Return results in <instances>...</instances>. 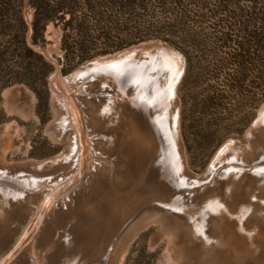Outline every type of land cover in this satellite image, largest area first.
I'll return each mask as SVG.
<instances>
[{
  "label": "rangeland",
  "instance_id": "obj_1",
  "mask_svg": "<svg viewBox=\"0 0 264 264\" xmlns=\"http://www.w3.org/2000/svg\"><path fill=\"white\" fill-rule=\"evenodd\" d=\"M58 2H62L66 12H57L56 5ZM37 4L52 8L55 11L52 19H49L47 23L44 20L40 21L38 26ZM149 41L167 43L168 46L175 48L183 58V75H181L180 82L176 87V94L179 98V133L183 145L186 169L190 173L198 175V181H189L188 178L185 179L186 175L182 174H180L182 178H177L179 173L176 172H180V170L176 167V164L179 162L173 158V164L170 162V166H173L168 165V170L174 178L166 177V179L162 175L160 181L157 177L156 164L152 163L148 167L146 177L137 176L132 183H128L129 172L128 174L126 171L122 172L124 167L129 168L128 166L117 165L118 162L113 157L107 159L98 156L99 159L97 156H90L87 168L89 165L92 167L95 164L94 162L109 164L113 158L112 162L115 164L110 166L114 168L117 177L114 176V179L112 178L110 181L107 177V181H104L100 190H92L91 186L86 188V184L83 187L82 184L85 180L88 185V179L86 178L89 169L85 174H82L79 170V159L86 147L83 146L84 149L81 152L82 146L78 149V143L75 140L71 143L69 141V144L64 146L60 142H56L48 132L49 127H56L59 130L63 128L60 124L67 123L70 125L67 120H60V122L65 123L57 124L59 121L55 117L56 114H59V111L56 108L58 106L55 103V99H57L55 93L60 101L65 100V96L73 100L77 91L71 89L70 79L77 70L81 69L80 67L90 64L96 58L108 57V55ZM149 60L155 62L159 60L155 69L162 72L163 77L165 74H167V78L170 77L168 67L165 66L168 63L166 64L164 59L150 57ZM174 66L177 67L176 64ZM162 68L166 72H163ZM85 70H88V75H85ZM84 72L82 71L79 74L78 79L72 80V83L77 84L78 82L79 84L82 82L79 87L89 89L86 90L92 94H88V96H92L98 102L93 101V104L90 101L93 106L105 101L106 105L101 106H107L111 114H116L113 118L127 130V120L118 118L117 114H128L120 110L121 97L126 93V86L129 87L128 79L125 76H117L116 74L113 76L104 74L102 75L103 78L106 76L108 78L109 75L110 79H100L97 78L98 70L92 67L84 69ZM89 73L93 77L89 76ZM66 79L68 80L65 81ZM66 87L69 89L67 90ZM80 94L85 95L86 93L80 92ZM79 97V100L76 98L78 101L75 104L78 102L82 104L86 100L82 96ZM79 103L76 106L77 109L79 108L78 113H83L80 114L79 118L82 119L81 124L83 123L82 132L86 134L91 129L88 121L90 120V114H88L86 108L84 109L85 104L83 103L81 106ZM59 105L63 107V105ZM263 109L264 0H0V145L6 138L13 140V148L7 152L6 162L18 164L30 161L44 164L45 161L54 159L61 153L66 154V148H69L70 152L66 155L71 158L70 161L76 163L67 162L65 166L69 165V168L71 166V169L73 168L76 173L71 172L72 178L67 183L69 185L77 183L78 187L82 185L81 188H84L82 192H77L80 197L83 195L82 198L79 197V202L71 200V196L68 197V193L72 192L73 189L61 192L54 200L56 203L59 202L61 197H67L64 202L65 207L62 208L63 211L62 209L60 211V216L49 218V223L39 224V227H37L33 214L42 213L45 211L43 208H46V210L50 208L44 205L45 197H43L50 192V185L39 186L37 187L38 191L35 188V190L30 189L31 191L26 189L30 191L28 192L29 195L18 196L19 199L16 197L17 201L22 200L24 203H16L12 208L15 212L10 211L14 216L12 215L7 220L8 222L3 221V225H0V238H2L0 239V251L7 250L3 253L0 252V264L28 263L27 256L24 253L32 248L30 243L33 239L25 242L26 239L24 238L19 243L20 235L18 236V234L22 232V229L29 231L24 233L26 237L27 234L31 237L32 235L33 237H42L39 240H42L44 251L38 264H44L45 262L47 264H264V241L262 243L261 241H255L254 238L253 240V232L251 231L239 232L241 240L246 242L239 245L240 253L235 247L239 243L240 237H238L233 238L231 241L234 244L229 246L228 255L224 256L227 258L226 260L223 257H220L221 261L213 258L214 247L211 246L215 241L211 242L210 240L214 237L211 232L213 231V223L217 221L214 219L216 212L214 211L215 208L205 206L208 201L223 197L224 200L221 203L226 205V199L233 197L230 206L234 214L241 213L245 216L250 209L261 208L258 205L259 192L256 189V182L261 181L260 177L243 174L241 170L245 163L246 165L260 167L264 162L260 164L259 157L255 160V164L250 163L248 159L251 157V153L245 151L242 155L243 151L241 149L242 147H249L254 150L257 139L258 141L260 139L264 140V132L261 133V130H264ZM92 111L93 116H98L102 108H97L95 113V110ZM259 117H261V121ZM79 118L78 120H80ZM86 119L87 121H85ZM254 124L256 125L254 126ZM58 130L56 132H59ZM256 131H258V134ZM87 140L90 142L91 138L87 137ZM233 142L235 143L232 144ZM229 143H231V146L227 147ZM91 145L93 144L91 143ZM91 145L89 144L88 148ZM91 147V149L95 148L94 145ZM71 148L74 150L72 151L73 155H71ZM222 150L225 151L224 154ZM93 151L95 152V149ZM255 151H259L258 147L255 148ZM75 152L77 153L76 157H74ZM230 152H233V154ZM227 154H231L232 156H229L232 158ZM122 160H124V157H122ZM152 165L154 166L152 167ZM61 166L58 165L56 170L63 168ZM152 168L156 169L153 170ZM94 169L96 172H92V179H89V183L98 185L100 170L99 167H94ZM39 170L37 171L39 182H43L47 178L46 182L51 184L54 181L56 182L60 176L54 172L53 174L50 172L47 174ZM41 174L43 175L41 176ZM44 177L46 178L44 179ZM88 177H90V174ZM202 177L203 179H201ZM216 180L221 181L217 183ZM151 182H154L153 185L149 184ZM161 182H164L165 185ZM113 185L116 186L113 187ZM127 185L130 188H125ZM160 185L164 186L163 191L160 190L159 192ZM228 190L232 192V196ZM112 191H116L115 194L117 193V198L119 197L117 200H121L120 202L123 203L121 208L117 207V212L115 211L116 208L113 211L112 205L108 201ZM34 192L36 193L34 194ZM86 192L89 196H86ZM36 197L37 201L41 200V206L43 204L39 211L38 206L35 204L37 203ZM31 198L33 199L31 200ZM94 198H96L97 203L91 202V199ZM86 199L89 202L84 203ZM87 203L86 206L82 205ZM101 204L104 205L101 207ZM87 206L90 208V212H92L91 210L97 212L100 206L98 211L101 210V213H105L99 216L102 217V220H100L101 222L98 221L97 225L96 221L94 222L95 219L89 218L88 220L86 217L89 212L85 210ZM68 207H71L70 211ZM23 209L25 212H23ZM21 210L24 214L21 213ZM160 210L166 214L153 217L154 213L151 212ZM68 211L74 213L71 214ZM84 212L86 215H84ZM111 212L114 215H111ZM26 213L32 216L29 217V214L26 215ZM80 214L84 217H79ZM103 215H106L105 219H103ZM73 217L76 221L72 219ZM55 218L58 219L59 226L55 223ZM25 220L28 222L27 224ZM78 220L79 223H77ZM71 222L72 224H70ZM198 222H204L201 224L202 227L197 228L195 226ZM239 222L240 220L236 221L237 224ZM18 223H22L20 224L21 230L15 234L14 230L18 229ZM93 223L94 226H92ZM139 223H143V226ZM80 224H83V226ZM246 224L248 223H244V225ZM50 225H52V228ZM73 225L76 226H74L76 230L72 227ZM53 226H56L57 229ZM61 226L63 228H60ZM88 227H95L94 229H97L98 234L102 230L100 238L98 237L100 244L98 243L99 251L97 252L93 249L94 245L90 244L91 238L87 236L90 229ZM234 227H237V225ZM59 228L62 232H58ZM202 229L205 231H202ZM48 232L50 233L48 234ZM41 233L45 235L43 236ZM55 233H58V235ZM73 234H77L79 239L70 240L73 238ZM239 234L237 230L236 235ZM127 235L130 236V239L126 238ZM56 239L60 240L61 243ZM9 241L17 242V246L15 244L14 246L9 245ZM123 244L128 246H123ZM72 245L76 248L75 251H70V254H68V251L66 253L63 251V249L67 250V247L70 246L73 249ZM50 248L57 252L52 250V253L49 251ZM58 251L60 252L58 253ZM81 251H85V253ZM119 251L120 254L118 258H115V262L113 257ZM60 253L62 254L61 258ZM1 254L3 257H1ZM251 254L254 257L248 256ZM56 258L57 260H55Z\"/></svg>",
  "mask_w": 264,
  "mask_h": 264
},
{
  "label": "bare ground",
  "instance_id": "obj_2",
  "mask_svg": "<svg viewBox=\"0 0 264 264\" xmlns=\"http://www.w3.org/2000/svg\"><path fill=\"white\" fill-rule=\"evenodd\" d=\"M157 43H160L161 42H157ZM156 43H150L149 45H143V46H146L148 48V50H152L154 49V45ZM142 46V45H141ZM162 46V47H161ZM161 46L158 48V50L156 49V53L158 55L155 56L156 59H164L166 61V64L168 63V65H165L166 67H168V70H169V74H170V77L167 78V74L164 75L163 77V74L162 72L158 71L155 69V67L157 66L158 64V61L155 62V61H152L150 62V58L146 60H143V59H140V57H138L137 59H135L134 61H132L129 65H126L125 67H121L120 69H118L115 73L117 76L121 75V76H125L126 79H128V82H129V87L126 86V93L124 94V96L122 95L121 97V108L120 110L121 111H124L125 113L127 112L128 114H117L118 118L120 117L121 119H126L127 120V130L124 126L121 125V123H119L116 119H114V115L116 116V114H111L110 110L108 109L107 106L103 107L101 105H106L105 101L102 103H99V105H96V106H93L91 104L90 101H97L95 100L92 96H88L91 95L92 93L90 91H87L86 89L88 88H80L79 86L81 85V83L77 84L74 82L72 83V80L74 79H78V76L80 73H82V71L84 72V69L88 68V67H92V68H95L97 69V65H100V64H103L105 62H108L110 60L113 59V56H108V57H99L97 59H95L93 62H91L90 64L88 65H84V67L80 70H77L75 72V74H73L71 76V89L73 91H77L76 94L74 95V98L73 100H71L70 98H68L67 96H65V100H61L58 99V95L55 93V96L57 99H55V103H57V110L59 111V114H56V119L59 121L57 124L59 123H63V122H60V120L62 121H65L67 120L68 123L70 125H68L67 123L62 125L60 124L61 126H63V128H60L58 130V128H53V127H49L48 128V132L49 134L54 138V140H56V142H60L61 144H63L64 146L65 145H68L69 141L71 143V141L73 142V140H75L76 143H78V149H80V146H82V149H81V152L82 150L85 148V151L83 152L82 156L80 157V172L83 174H85V172L88 170L89 174H90V177L89 174L87 175V178L88 179V185L86 182V180L83 182V187H85V184H86V188H90L89 186H91L92 190H100L102 189V185L104 183V181H107V177H109V181L113 178L114 179V176L115 174H117L115 171H114V168L111 167L113 164L112 161H113V158L115 159L116 162H118L117 165H122V166H128L129 168H125L122 170V172H129V177H128V183H132V181L137 177V176H147V170H148V167L151 166L152 163H154L155 167H157V177L160 179L161 181V177L162 175H164V177H169V178H174L173 175L171 174V172L168 170L169 166H170V162H172V159H176L179 163L176 164V167L180 170V172H176V173H179V177L177 178H180V174L182 175H186L185 176V179H189L190 180H197L198 181V175L194 174V173H190V171H188V169H186V163H185V160H184V153H183V145H182V142H181V136H180V133H179V114H178V107H179V98L177 97V94H176V87H177V84L180 80V77L183 73V68H184V61H183V58L182 56L179 54V52L175 49H172L170 48V46H166L165 44H161ZM137 49H130L129 52L131 53L130 55H136V51ZM153 52V50H152ZM155 54V52L153 53V55ZM151 57V56H150ZM177 59H179L177 61ZM175 62H173V61ZM144 62H148L149 64L147 65H144ZM143 63V64H141ZM174 64H176V68L174 66ZM160 66V65H158ZM163 72H166V70L164 68H162ZM165 70V71H164ZM88 71V70H87ZM87 71L85 70L86 74L85 75H88L87 74ZM84 72V73H85ZM95 72V71H94ZM99 73V71L97 72ZM90 74V73H89ZM172 74V76H171ZM176 74V75H175ZM104 75V74H102ZM102 75H99L97 76V78H100L102 79L103 76ZM107 75V74H106ZM89 76H92V74H90ZM113 76V75H112ZM93 77V76H92ZM115 77V76H114ZM113 77V78H114ZM139 77V78H138ZM58 78V77H56ZM84 78V77H83ZM104 78H107L104 77ZM103 78V79H104ZM108 78L110 79V76L108 75ZM107 78V79H108ZM118 78V77H117ZM138 78V79H137ZM164 78V79H162ZM172 78H173V81H172ZM81 79V78H79ZM58 80V79H57ZM59 81V80H58ZM69 81V82H70ZM83 81V80H82ZM104 82V80H103ZM59 84V83H58ZM84 86V85H83ZM62 88V87H61ZM66 89L68 90L69 88L66 87ZM71 90V91H72ZM82 90V91H81ZM89 90V89H88ZM124 90V91H125ZM67 92V91H66ZM80 92H83V94L85 95H82L80 94ZM59 93V92H58ZM70 93V92H69ZM68 93V94H69ZM127 94V95H126ZM71 96V95H70ZM79 96H82L84 97L86 100L83 102L85 105H84V109L86 108L88 110V114H90V120L89 121V125L91 126L90 128V131H88L89 135H87L88 133L86 132V134H83V123L81 124L82 122V119L79 118L80 114L82 115L83 113L80 112V114L78 113L79 111V108L77 109V106L75 102H77L79 99L78 97ZM76 98L78 100H76ZM81 98V97H79ZM63 99V98H62ZM83 100V99H82ZM54 102V101H53ZM82 103V104H83ZM98 103V102H96ZM95 103V104H96ZM63 105V107H60V105ZM81 104V102L79 103ZM81 104V106H82ZM88 104V105H87ZM94 104V102H93ZM80 106V105H79ZM55 108V110H56ZM97 108L98 109H101L102 108V111L99 113V115L97 116H93V111L92 110H95L94 113L97 111ZM83 109V110H84ZM100 111V110H99ZM264 111V109H263ZM85 112V111H84ZM85 115V114H84ZM114 117V118H113ZM78 118L81 120H78ZM83 118V121H84V117L82 116ZM88 118V117H87ZM261 119V117H259V120ZM80 121V122H79ZM87 121V119L85 120ZM261 121V120H260ZM259 121V122H260ZM56 123V122H55ZM54 124V123H52ZM125 124V123H124ZM259 124V123H258ZM256 124H254L255 126ZM56 126V125H55ZM260 126V124H259ZM263 126V125H262ZM59 127V126H57ZM257 127V126H256ZM254 127V128H256ZM253 128V129H254ZM88 129V128H87ZM264 129V128H263ZM59 131V132H56V131ZM85 131V129H84ZM252 132H255V131H252ZM257 134H258V131H256ZM264 132V130L262 131L261 130V133ZM59 133V134H58ZM260 133V134H261ZM252 134V133H250ZM256 134V133H255ZM253 134V135H255ZM256 134V135H257ZM255 135V136H256ZM264 136V135H263ZM87 137L91 138V141L89 142L87 140ZM262 137V136H261ZM264 138V137H263ZM105 141V143H103ZM120 141V142H118ZM91 143L94 145V149H95V152L93 151L94 149H91L93 145H91ZM235 142H233L232 144H234ZM83 144V145H82ZM91 145L90 148H88V145ZM76 145V144H75ZM76 145V146H77ZM74 146V145H73ZM84 146V147H83ZM174 146H175V149H174ZM231 146V143H229L227 145V147ZM236 146V145H235ZM67 147V146H66ZM226 147V149H227ZM258 147V152L255 151V148ZM256 147L254 148V150L250 149L249 147H245L243 148L242 147V155H244V152L245 151H248L249 153H251V157L248 159V161H250V163H256L255 160H257L259 157H260V164L262 162H264V140L260 139L258 141H256ZM13 148V140L9 139V138H6L4 139L3 143L0 145V225L4 222H8L7 220L9 218L12 217L13 213L10 212L11 210H13L12 208L14 207V205H16V203L18 202H22L24 203V201H17V198L18 196H21V195H24V194H28V192H30L33 188V190H37L38 191V188L39 186H45V185H50V192H46L47 194H45V197L44 198V205L47 206V209L46 208H43L45 211H43L42 209V213H39L37 212V216L36 214L34 216L35 218V221L37 222V227H39V224H42V223H45V222H48L49 218H54V217H59L60 216V211L64 206V202L67 200V197H61L59 199V202H54L55 199H57L56 197L61 193V192H67L71 189H73L72 192H69L68 193V197H70V199L73 201H77L79 202L78 200L80 198H82V196L80 197L79 194L77 195V192L78 191H83L84 188H81L78 187V184L75 183V184H71L69 185L68 180L70 178H72L71 176V172L73 171V168L71 169V166L70 168L67 166H65V164H67V162L71 163L70 161V157L67 156L66 154L70 152L69 148L67 149L66 148V154H63L61 153V155L57 156L56 158L54 159H51L49 161H45L44 164L42 163H35V162H25V163H18V164H14V163H7L6 162V155H7V152ZM76 148V147H74ZM225 148V147H224ZM234 148V147H233ZM65 149V148H64ZM236 149V148H235ZM239 150V149H238ZM72 151H74L72 148H71V155L72 154ZM93 151V152H92ZM223 151V154L225 153L224 150ZM65 152V151H64ZM79 152V151H78ZM76 153V152H75ZM227 153V151H226ZM233 154V152H230ZM220 154V153H219ZM246 154V153H245ZM70 155V154H69ZM77 153L75 154L74 157H76ZM228 156L231 155V154H227ZM241 155V156H242ZM90 156H97V158H112V161L111 163H98V162H94L95 164L92 165H89V167L87 168V165H88V160L90 159ZM99 156V157H98ZM107 156V157H106ZM227 156V157H228ZM232 156V155H231ZM240 156V157H241ZM122 157H124V160H122ZM230 157V156H229ZM99 158V159H100ZM219 158V157H218ZM232 158V157H230ZM73 159V157H72ZM237 159V158H236ZM217 160V159H216ZM223 160V159H221ZM231 160V159H230ZM77 161V159H76ZM236 161V160H235ZM246 162V160H244ZM76 163L75 161H72V163ZM168 162V163H167ZM249 163V164H250ZM38 164H41V165H38ZM173 164V162H172ZM182 164V166H181ZM215 164V163H213ZM235 164V162H234ZM58 165H62L61 169H63L62 171H60L61 169H57V166ZM71 165V164H70ZM77 165H78V162H77ZM75 164V168L77 169V166ZM111 165V166H110ZM152 165V167L154 166ZM169 165V166H168ZM258 165V164H257ZM263 165V166H262ZM38 166V167H37ZM65 166V168H64ZM74 166V164H73ZM79 166V165H78ZM102 166V167H101ZM114 166V165H113ZM173 165H171L170 167H172ZM212 166V165H211ZM216 167V165H214ZM235 166V165H234ZM94 167H99V170H100V174L98 173V176L100 177L99 178V183L98 185H95V183H89V179L91 178V174H93L95 171ZM120 167V166H119ZM175 167V168H176ZM239 168L241 166H238ZM253 165H246V163L244 164V166L241 168L243 174H247V175H252V176H259L258 178L261 180V181H258L256 182L257 183V186H256V189H257V192H259L258 194V198H257V201H258V205L261 207V208H252L250 209L249 212H247V214L245 216H243L241 213H235L233 212L232 210V207L230 206V201L232 200L233 197H229L226 199V205H223L221 203L222 200H224V197L223 198H217L215 200H211L210 202L208 201L206 203V207L210 206L212 208H215V220L216 223L214 222L212 227H213V231L211 232L213 234V239H211L210 241L213 242V240L215 241V243L213 242L212 243V246L211 247H214V251L212 253V256L213 258H216V259H220L219 261H221V258L220 257H223L224 260H226L227 258L224 257L226 255H228V250H229V246H233V242L231 243V241L233 240V238H238L240 237L239 239V243L238 245L236 244V249L239 251L240 253V249H239V245L242 244V243H246L245 240H241V235L239 234V232H243L244 231H251L253 232V235H252V239L254 238L255 241L257 242H262L264 241V163L260 165V167L258 166ZM38 168V169H37ZM60 168V167H59ZM116 168V166H115ZM151 168V167H150ZM176 168V169H177ZM40 169V170H39ZM118 169V167H117ZM153 169V168H152ZM150 169V170H152ZM156 169V168H154ZM153 169V170H154ZM173 169V168H172ZM213 169V168H212ZM40 171V172H46L48 174V172L52 173H57L59 176L58 180H56V182H52L51 184L50 183H47L46 182V177H44L45 181L43 182H39L37 180V171ZM75 170V169H74ZM98 170V169H97ZM153 170L151 172H153ZM168 170V171H167ZM183 170V171H182ZM78 171V169H77ZM120 171V170H119ZM172 171V170H171ZM176 171V170H175ZM178 171V170H177ZM209 171V170H208ZM39 172V173H40ZM60 172V173H58ZM93 172V173H92ZM121 172V173H122ZM150 172V173H151ZM241 172V173H242ZM76 171L74 172L73 171V174H75ZM174 173V172H173ZM209 173V172H208ZM120 173L118 172V175ZM210 174V173H209ZM43 174H41L42 176ZM50 175V174H49ZM97 175V174H96ZM149 175V173H148ZM151 175V174H150ZM154 175V174H153ZM206 175V174H205ZM204 175V176H205ZM45 176V175H44ZM47 176V175H46ZM51 176V175H50ZM207 176V175H206ZM211 176V175H210ZM238 176V175H237ZM48 177V176H47ZM58 177V176H57ZM80 177H82L80 175ZM94 177V176H92ZM117 177V175L115 176ZM156 177V178H157ZM163 177V178H164ZM209 177V176H208ZM218 177V176H217ZM52 178V176H51ZM133 178V179H132ZM149 179V177H147ZM154 178V177H153ZM182 178V177H181ZM200 178V176H199ZM43 179V178H42ZM92 179V178H91ZM97 179V178H95ZM167 179V178H166ZM183 179H184V176H183ZM203 179V177L201 178ZM258 179V180H259ZM53 180V179H52ZM157 180V179H156ZM164 180V179H163ZM162 180V181H163ZM169 180V179H168ZM172 180V179H171ZM170 180V181H171ZM175 180V179H174ZM177 180V179H176ZM207 180V179H206ZM209 180V179H208ZM95 181V180H94ZM98 181V179H97ZM119 181V180H118ZM152 181V180H151ZM200 181V180H199ZM221 180H216L215 182H220ZM49 182V180H48ZM93 182V181H92ZM188 182V181H187ZM54 183V184H53ZM74 183V182H73ZM144 183V182H143ZM154 182H151L149 183L150 185H153ZM164 184V182H161ZM77 184V185H76ZM167 184V183H166ZM76 185V188L74 189ZM112 185V184H111ZM165 185V184H164ZM164 185H160V189H159V192L160 190L163 191V186ZM177 185V183H176ZM88 186V187H87ZM98 186V187H97ZM116 186V185H115ZM113 185V187H115ZM168 186V185H166ZM170 186V185H169ZM78 187V188H77ZM123 187V186H122ZM129 186H125V188H128ZM132 187V186H131ZM147 187V186H146ZM35 188V189H34ZM81 188V190H80ZM117 188V187H116ZM130 188V187H129ZM167 188V187H166ZM26 189H29V190H26ZM40 189V188H39ZM46 189V187H45ZM48 189V188H47ZM142 189V188H141ZM168 189V188H167ZM173 189V188H172ZM88 190V189H87ZM86 191V190H85ZM154 191V190H153ZM42 192V190H41ZM88 192V191H87ZM86 192V196H89L88 193ZM116 191H112V193L114 194H110L109 195V198L110 201L109 203L112 205V209L113 211L115 210L114 208L117 209V207H120L123 206L121 204L120 201H118L117 199V193L115 194ZM156 192V191H155ZM228 192L231 194L232 196V192H230L228 190ZM36 192H34L35 194ZM45 193V192H44ZM80 193V192H79ZM85 193V192H84ZM83 193V194H84ZM40 194V192H39ZM82 194V193H80ZM95 194V193H93ZM230 194H227V195H230ZM36 196V195H34ZM94 196V195H93ZM120 196V195H119ZM17 197V198H16ZM23 197V196H22ZM21 197V199H22ZM32 197V196H31ZM60 197V196H59ZM80 197V198H79ZM85 197V196H84ZM95 197V196H94ZM131 197V196H130ZM39 198V196H38ZM88 198V197H87ZM103 198V197H102ZM127 199V196L125 197ZM16 200V201H13V200ZM19 199V198H18ZM24 199V198H23ZM26 199V198H25ZM33 198H31L32 200ZM36 199V202L35 203L39 208L38 211L41 209V200L37 201V197L35 198ZM43 199V198H42ZM66 199V200H65ZM131 199V198H130ZM70 200V201H71ZM90 200V198H89ZM30 201V200H29ZM28 201V202H29ZM43 201V200H42ZM69 201V200H68ZM87 199L85 200L84 203H86ZM94 201V202H93ZM102 202V200H100ZM252 201V200H250ZM31 202V201H30ZM33 202V201H32ZM89 202V201H87ZM91 202L93 203H97V200L96 198H94L93 200L91 199ZM126 202V201H125ZM12 203V204H11ZM19 203V204H20ZM74 203V202H73ZM92 203V204H93ZM18 204V205H19ZM32 204V203H31ZM35 204H34V208H35ZM70 204V202H69ZM75 204V203H74ZM92 204H89V205H92ZM78 205V203H77ZM82 205H88L87 204H82ZM98 205V204H97ZM104 204H101V207L103 206ZM169 205V204H168ZM24 206V205H23ZM33 206V205H32ZM31 206V207H32ZM70 206V205H69ZM93 206V205H92ZM157 206V205H156ZM31 207H29V209H31ZM77 207V206H76ZM83 207V206H81ZM105 207V206H104ZM252 207V206H251ZM28 208V207H27ZM69 208V207H68ZM72 208H73V204H72ZM80 208V207H79ZM88 214L86 215V213L84 212V215H86V217L91 219H95L94 222L96 221V225H97V222L102 220L101 218L102 217H99L102 213H101V210L98 211V209H100V206L99 208L97 209V212H93V210H91L92 212H90V208L87 206L86 207ZM93 208V207H92ZM91 208V209H92ZM109 208V207H108ZM119 208V209H120ZM218 208H219V211H218ZM104 209V208H102ZM211 209V208H210ZM260 209V210H259ZM28 210V209H27ZM37 210V209H36ZM65 210V209H64ZM67 210V209H66ZM71 210V207L69 208V211ZM74 210V209H73ZM72 210V211H73ZM77 210V209H76ZM82 210V209H81ZM14 211V210H13ZM29 211V210H28ZM34 211V210H33ZM63 211V209H62ZM68 211V212H69ZM75 211V210H74ZM116 212L118 211L115 210ZM209 211V210H208ZM222 211V212H221ZM10 212V213H9ZM15 212V211H14ZM23 212H25V210L23 209ZM21 210V213L24 214ZM27 212V211H26ZM65 212V211H64ZM77 212V211H76ZM75 212V213H76ZM79 212V210H78ZM106 212V211H104ZM139 212V211H138ZM20 213V214H21ZM34 213V212H33ZM66 213V212H65ZM69 213H74V212H69ZM93 213V214H91ZM113 212H111V215H114L112 214ZM151 213H154L153 214V217L156 215H163V214H166L164 213L163 211H155V212H151ZM29 214V213H28ZM26 213V215H28ZM64 214V213H63ZM70 214V215H71ZM82 214V213H81ZM80 214L79 217H81L82 215ZM105 214V213H103ZM222 214V215H221ZM25 215V216H26ZM79 215V214H78ZM110 215V214H109ZM175 215V214H174ZM179 215V214H178ZM206 215V214H205ZM209 215V214H208ZM217 215V216H216ZM5 216V218H4ZM14 216V215H13ZM29 217L30 214L28 215ZM72 216H75V215H72ZM104 216V215H103ZM106 216V215H105ZM105 216L103 219H105ZM108 216V214H107ZM138 216V215H137ZM187 216H189V214H187ZM19 217V216H18ZM23 217V216H22ZM21 217V218H22ZM69 217V216H68ZM67 217V218H68ZM76 217V216H75ZM84 217V216H82ZM85 217V219H86ZM159 217V216H158ZM164 217V216H163ZM16 218V217H15ZM20 218V220H21ZM24 218V217H23ZM56 221L55 223H57V218H55ZM62 219V217H61ZM70 219V218H68ZM72 219H75L74 217ZM71 219V220H72ZM85 219H84V223H85ZM156 219V218H154ZM197 219V218H196ZM17 220V218H16ZM19 220V222H20ZM34 220V219H33ZM80 220V219H79ZM79 220L77 223H79ZM87 220V221H88ZM107 220V218H106ZM150 220V219H149ZM239 224L236 223V221H239ZM4 221V222H3ZM11 221V220H9ZM15 221V220H14ZM18 221V220H17ZM24 221V220H23ZM22 221V222H23ZM26 221V220H25ZM53 221V220H52ZM51 221V222H52ZM61 221V220H60ZM74 221V220H72ZM76 221V219H75ZM82 221V220H81ZM147 221V220H146ZM152 221V219H151ZM161 221V220H160ZM164 221V219H163ZM162 221V222H163ZM170 221V220H169ZM167 221V222H169ZM191 221V220H189ZM198 221V220H197ZM203 221V220H202ZM50 222V223H51ZM62 222V221H61ZM83 222V221H82ZM101 222V221H100ZM99 222V223H100ZM104 222V221H103ZM160 222V223H162ZM171 222V221H170ZM194 222V221H193ZM28 222L26 221V224ZM49 223V222H48ZM74 223V222H73ZM76 223V224H77ZM81 223V222H80ZM90 223V222H89ZM88 223V224H89ZM106 223V222H105ZM147 223V222H146ZM166 223V222H165ZM195 223V222H194ZM204 222L200 223H196L195 226L197 228L199 227H202L201 224H203ZM244 223H248L246 225H244ZM20 224L22 223H18V229H15L14 230V233H18L20 230H21V226ZM25 224V223H23ZM31 224V223H30ZM47 224V223H45ZM72 224V222L70 223ZM69 224V226H70ZM140 224V223H139ZM143 224V223H142ZM140 224V225H142ZM164 224V223H163ZM170 224V223H169ZM168 224V225H169ZM54 225V224H53ZM57 225L59 226L60 224L57 223ZM56 225V226H57ZM64 225V224H62ZM83 226V224H80ZM79 225V226H80ZM101 225V223H100ZM148 225V224H147ZM166 225V224H164ZM172 225V223H171ZM174 225V224H173ZM201 225V226H200ZM237 227H234L236 226ZM6 226V225H5ZM51 228H52V225H50ZM49 226V228H50ZM56 226H53V227H56ZM67 226V225H65ZM75 225H73L72 227H74ZM78 226V224H77ZM86 226V224L84 225V227ZM89 226V225H88ZM94 226V223L93 225ZM143 226V225H142ZM141 226V228H142ZM178 226V225H177ZM183 226V225H182ZM181 226V227H182ZM229 226V227H227ZM7 227V226H6ZM26 227V226H25ZM46 227V226H45ZM96 227V226H95ZM95 227H88L90 228L88 230V233H87V236H89V238H91L90 240V244H93L94 247L93 249L97 252L99 251V241L98 240V237L101 236V231H99V234H98V231L97 229H94ZM98 227V226H97ZM96 227V228H97ZM165 227V226H164ZM248 227V228H247ZM8 228V227H7ZM60 228H63L62 226ZM59 228V231L58 232H62L60 231L61 229ZM71 228V226H70ZM78 228V227H77ZM144 228V227H143ZM4 229V228H3ZM47 229V228H46ZM57 229V227L55 228ZM54 229V230H55ZM65 229V228H64ZM86 229V228H85ZM101 229V228H100ZM132 229V228H131ZM218 229V230H217ZM223 231H222V230ZM26 230V229H25ZM53 230V229H52ZM76 230V228H75ZM83 230V229H82ZM87 230V229H86ZM138 230V229H136ZM164 230V229H163ZM169 230V229H167ZM172 230V229H171ZM238 230V234L239 235H236V232ZM8 231V230H7ZM12 231V230H10ZM22 232H19L18 236L20 235V239H19V243L22 239H26V241L28 240H31L33 239V241H31L32 243H30V246H32V248H28L29 250H26L25 253L22 251V253H24L25 256H27V261L29 264H38L40 263L39 261V258L41 255H43V247H42V243L41 241L39 240V237L36 236V237H32L31 236H28L27 234V237L24 233H27V231H24L23 229L21 230ZM41 231V230H40ZM68 232V230H66ZM71 231V230H70ZM74 231V230H73ZM81 231V230H80ZM202 231H205L204 229H202ZM29 232V231H28ZM57 232V231H55ZM79 232V231H78ZM83 232V231H81ZM135 232V231H134ZM176 232V231H175ZM2 233V232H1ZM8 233V232H7ZM11 233V232H10ZM50 232H48L49 234ZM77 233V232H76ZM3 234V233H2ZM43 234V236L45 235L44 233H41V235ZM56 234V233H55ZM62 234V233H61ZM65 234V233H64ZM71 234V232H70ZM79 234V233H78ZM135 234V233H134ZM25 235V236H24ZM58 235V233L56 234ZM72 235V234H71ZM81 235V234H80ZM79 235V236H80ZM47 236V235H46ZM51 236V235H50ZM60 236V234H59ZM66 236V234H65ZM63 235V237H65ZM70 236V235H69ZM86 236V237H87ZM134 236V235H133ZM132 236V238H133ZM54 237V235H53ZM68 237V236H67ZM73 238H71L70 240H77L79 239V237H77V234H73L72 236ZM130 236L127 235L126 238H129ZM19 238V237H18ZM42 238V237H41ZM49 238V236H48ZM51 238V237H50ZM56 238V236H55ZM66 238V237H65ZM63 238V239H65ZM82 238H83V234H82ZM100 238V237H99ZM2 239V238H0ZM59 239V238H58ZM58 239H56L58 241ZM68 239V238H67ZM130 239V238H129ZM173 239V237H172ZM253 239V240H254ZM12 240V239H11ZM10 240V241H11ZM14 240V239H13ZM16 240V239H15ZM55 240V241H56ZM69 240V241H70ZM7 241V240H6ZM9 241V245L11 246H14V244L16 245L17 242H10ZM44 241V240H43ZM54 241V242H55ZM84 241V240H83ZM49 242V241H47ZM58 242L61 243V241L59 240ZM71 242V241H70ZM75 242V241H73ZM72 242V243H73ZM129 242V240H128ZM126 242V243H128ZM44 243V242H43ZM71 243V244H72ZM23 244V243H21ZM46 244V243H45ZM57 244V243H56ZM70 244V243H69ZM100 244V243H99ZM19 245V244H18ZM59 245V244H58ZM61 245V244H60ZM59 245V246H60ZM66 246V244H64ZM127 244H123V246H126ZM17 246V245H16ZM47 246V245H45ZM50 246V245H49ZM55 246V245H54ZM58 246V247H59ZM67 246H68V243H67ZM73 246V245H72ZM128 246V245H127ZM264 246V245H263ZM3 247V246H2ZM63 247V245H62ZM71 247V246H70ZM70 247H67L68 249L64 250L65 253L66 251H68L70 254V251L72 252L73 250L75 251L76 248L72 247L73 249H71ZM122 247V246H121ZM13 248V247H11ZM66 248V247H65ZM2 249V248H1ZM51 249V248H50ZM57 249V248H56ZM59 249V248H58ZM57 249V250H58ZM78 249V248H77ZM84 249V248H83ZM91 249V248H90ZM52 250L54 249H51L49 251L52 252ZM126 250V249H125ZM124 250V251H125ZM4 251H7V250H3ZM55 252H57L56 250H54ZM2 252V251H0ZM2 252V253H3ZM54 252V254H55ZM60 251H58L59 253ZM82 253L85 251H81ZM123 252V251H122ZM53 253V252H52ZM58 253H57V256H58ZM89 253V252H88ZM94 253V252H93ZM124 253V252H123ZM48 254V253H47ZM61 254V253H60ZM59 254V256H60ZM120 254V251L113 257V260L115 261V258H118ZM9 255V254H8ZM21 255V254H20ZM49 255H51L49 253ZM67 255V254H66ZM48 256V255H47ZM54 256V255H52ZM68 256V255H67ZM71 256V255H70ZM123 256V255H122ZM232 256V255H231ZM245 256V255H243ZM250 257H254L252 254L251 255H248ZM1 257L2 254H1ZM13 257V256H12ZM11 257V259H12ZM22 257V256H21ZM51 257V256H50ZM55 257V256H54ZM53 257V258H54ZM62 257V254L60 256V258ZM121 257V256H120ZM5 258V256H4ZM52 258V257H51ZM83 258V256H82ZM81 258V259H82ZM10 259V261H11ZM50 259V258H48ZM74 259V258H73ZM181 259V258H180ZM24 260V259H23ZM21 260V261H23ZM57 260V258L55 259ZM62 260V259H61ZM60 260V261H61ZM66 260V259H65ZM79 260V259H78ZM85 260V259H84ZM117 261H119L118 259H116ZM121 260V259H120ZM27 261H24V262H27ZM51 261V260H50ZM59 261V260H58ZM64 261V260H63ZM23 262V263H24ZM57 262V261H56ZM80 262V261H79ZM113 262V261H112ZM116 262V261H115ZM121 262V261H120ZM20 263V262H19ZM22 263V262H21ZM27 263V264H28ZM46 263V262H45ZM44 263V264H45ZM75 263V262H74ZM18 264V263H17ZM26 264V263H25ZM42 264V263H41ZM47 264V263H46ZM54 264V263H53ZM121 264V263H120Z\"/></svg>",
  "mask_w": 264,
  "mask_h": 264
},
{
  "label": "water",
  "instance_id": "obj_3",
  "mask_svg": "<svg viewBox=\"0 0 264 264\" xmlns=\"http://www.w3.org/2000/svg\"><path fill=\"white\" fill-rule=\"evenodd\" d=\"M154 42L156 44L154 45V49H152L153 52H152V50H148V48L146 46H143V45H149L150 43H154ZM157 42H161V41H149V42L140 43V44L133 46L131 48L116 52V53L111 54V55H108V56H113V59L108 61V62H105L103 64L97 65V67H98L97 70L99 71V73H97V74H99V75H102V74L114 75V74H116L115 72L118 69H120L121 67H125L126 65H129L132 61H134L135 59H137L140 56H141L140 59H143V60L147 59V61L150 58V56L153 57V59H154V57L156 55H158L157 54L158 52L156 53V49L158 50V48L161 46V44H166V46L168 45L167 43L161 42V44H160ZM170 48L175 49L171 46H170ZM130 49H137L136 55L131 56L130 55L131 53L129 52ZM154 52H155V54L153 55ZM150 62H151V60H150ZM141 64H143V63H141ZM147 64H149V63L144 62V65H147ZM83 67L84 66H82V68ZM97 74H95V75H97ZM182 75H183V73H182ZM67 80L68 79H66L65 81H67ZM179 82H180V80H179Z\"/></svg>",
  "mask_w": 264,
  "mask_h": 264
},
{
  "label": "trees",
  "instance_id": "obj_4",
  "mask_svg": "<svg viewBox=\"0 0 264 264\" xmlns=\"http://www.w3.org/2000/svg\"><path fill=\"white\" fill-rule=\"evenodd\" d=\"M62 2H58V4L56 5V9L57 12H66L65 8H63L64 6H62ZM53 12H55L54 10H52V8H46L43 6H39L37 4V26L38 23H40V21H45V23H47V21H49V19L53 18Z\"/></svg>",
  "mask_w": 264,
  "mask_h": 264
}]
</instances>
